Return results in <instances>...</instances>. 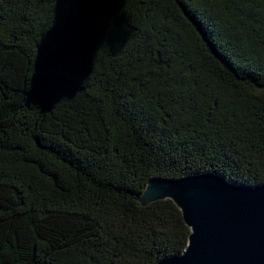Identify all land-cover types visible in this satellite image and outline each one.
<instances>
[{"label":"trees","instance_id":"trees-1","mask_svg":"<svg viewBox=\"0 0 264 264\" xmlns=\"http://www.w3.org/2000/svg\"><path fill=\"white\" fill-rule=\"evenodd\" d=\"M203 173L264 183V0H0V264L178 255Z\"/></svg>","mask_w":264,"mask_h":264},{"label":"water","instance_id":"water-1","mask_svg":"<svg viewBox=\"0 0 264 264\" xmlns=\"http://www.w3.org/2000/svg\"><path fill=\"white\" fill-rule=\"evenodd\" d=\"M170 199L189 233L184 250L157 264H264V183L240 186L213 173L151 177L141 206Z\"/></svg>","mask_w":264,"mask_h":264}]
</instances>
